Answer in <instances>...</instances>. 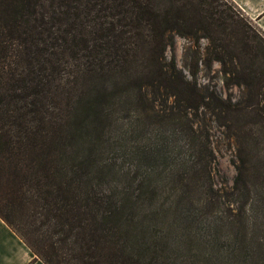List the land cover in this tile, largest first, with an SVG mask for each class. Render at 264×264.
Listing matches in <instances>:
<instances>
[{
  "label": "trees",
  "instance_id": "1",
  "mask_svg": "<svg viewBox=\"0 0 264 264\" xmlns=\"http://www.w3.org/2000/svg\"><path fill=\"white\" fill-rule=\"evenodd\" d=\"M229 2L0 0V218L35 259L264 264V38ZM176 36L248 97L188 77ZM205 118L237 146L224 193Z\"/></svg>",
  "mask_w": 264,
  "mask_h": 264
},
{
  "label": "rangeland",
  "instance_id": "2",
  "mask_svg": "<svg viewBox=\"0 0 264 264\" xmlns=\"http://www.w3.org/2000/svg\"><path fill=\"white\" fill-rule=\"evenodd\" d=\"M231 5L229 0H224ZM264 38V34L259 33ZM206 39H199L198 43H195L192 38L176 36L175 44L172 50L168 51V55L175 57L178 67L189 77V69L197 68L196 80L200 87L209 88L216 91V93L222 97L229 96L235 97L240 101L245 100L247 95L246 88L241 86H235L231 84L230 80L226 81V77L223 75L220 63L213 60L210 65L206 62ZM264 106V104H263ZM208 123L207 129L209 133V144L212 149V155L214 157V173L213 182L217 187L219 193H224L229 190L232 180L235 176L236 170L234 163L238 162L237 146L232 137L227 134L224 128L217 126L209 119H206ZM124 120L119 118L118 124L123 123ZM125 147H119V150H125L131 141H122ZM129 144V145H128ZM124 158V157H122ZM125 161V165L127 164ZM194 206H185L184 214L191 218L197 217L200 222H204L212 219L209 212H207L201 205L194 203ZM178 226L185 227V231H189V226L183 220L177 221ZM194 225V223H192Z\"/></svg>",
  "mask_w": 264,
  "mask_h": 264
},
{
  "label": "crops",
  "instance_id": "3",
  "mask_svg": "<svg viewBox=\"0 0 264 264\" xmlns=\"http://www.w3.org/2000/svg\"><path fill=\"white\" fill-rule=\"evenodd\" d=\"M264 34V0H230ZM0 264H44L0 218Z\"/></svg>",
  "mask_w": 264,
  "mask_h": 264
}]
</instances>
